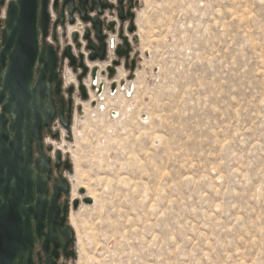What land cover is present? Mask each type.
Masks as SVG:
<instances>
[{
    "label": "rangeland",
    "instance_id": "rangeland-1",
    "mask_svg": "<svg viewBox=\"0 0 264 264\" xmlns=\"http://www.w3.org/2000/svg\"><path fill=\"white\" fill-rule=\"evenodd\" d=\"M146 1L135 75L47 139L95 197L77 264H264V0Z\"/></svg>",
    "mask_w": 264,
    "mask_h": 264
},
{
    "label": "flooded vegetation",
    "instance_id": "flooded-vegetation-1",
    "mask_svg": "<svg viewBox=\"0 0 264 264\" xmlns=\"http://www.w3.org/2000/svg\"><path fill=\"white\" fill-rule=\"evenodd\" d=\"M145 1L36 0L42 60L38 59L35 64L32 89H36L43 77L45 94L43 101H38L43 103V129L40 144L34 138L31 146L30 168L37 190L31 206L36 213L28 220L30 230L27 231L32 236V246L29 247L28 241L25 243L24 256L19 257L17 264H77L79 239L72 215L90 196L75 197L69 177L73 161L62 149H55L47 139L60 140L63 130H71L78 109L77 98L86 101L92 91L105 93L109 83L111 94H116L119 79L125 77L124 71L135 75L138 66L135 50L139 43L138 20ZM11 3H18V0H0V53ZM43 5L48 15L45 29ZM70 27L75 29L74 32H70ZM50 49L55 57L54 65L49 60ZM7 68L8 61L6 67L0 68L2 77ZM94 70L97 71L95 77ZM71 75L76 83L73 80L69 82ZM100 77L106 82L99 84ZM2 85L3 79L0 93ZM7 100L5 98L0 102V135L3 128L9 131L14 119L3 110ZM80 192L84 193L83 190ZM0 264H12L9 244L0 243Z\"/></svg>",
    "mask_w": 264,
    "mask_h": 264
},
{
    "label": "water",
    "instance_id": "water-1",
    "mask_svg": "<svg viewBox=\"0 0 264 264\" xmlns=\"http://www.w3.org/2000/svg\"><path fill=\"white\" fill-rule=\"evenodd\" d=\"M36 14V0H18V3L10 4L0 53V68L6 67L8 61L4 77L0 75V82L4 80L0 102L8 99L3 110L14 118L9 131L3 128L0 135V243L9 244L12 264H17L19 257L24 256L27 241L29 247L32 246V236L27 233L30 230L28 220L36 213L31 207L37 192L30 168L31 146L34 138L39 144L41 142L43 103L38 101L42 102L45 94L43 77L36 89H32L35 64L38 59L42 60ZM42 21L45 29L48 15L44 5ZM49 55L50 63L54 65L51 49ZM96 72L93 71V77ZM83 96L87 99L84 90ZM84 201L93 204L91 197Z\"/></svg>",
    "mask_w": 264,
    "mask_h": 264
},
{
    "label": "bare ground",
    "instance_id": "bare-ground-1",
    "mask_svg": "<svg viewBox=\"0 0 264 264\" xmlns=\"http://www.w3.org/2000/svg\"><path fill=\"white\" fill-rule=\"evenodd\" d=\"M146 2H148V0L146 1ZM150 2V1H149ZM148 4V3H147ZM152 4V3H151ZM148 5H150V3L148 4ZM151 8V7H150ZM117 107V106H116ZM93 193V192H92ZM91 193V194H92ZM92 199H95V197L94 196H92V195H89ZM73 216V215H72ZM73 220V224L75 225L76 224V221H75V219L74 218H72ZM77 225V224H76ZM76 225H75V227H76ZM79 239H81V238H79ZM82 244V243H81Z\"/></svg>",
    "mask_w": 264,
    "mask_h": 264
},
{
    "label": "built area",
    "instance_id": "built-area-1",
    "mask_svg": "<svg viewBox=\"0 0 264 264\" xmlns=\"http://www.w3.org/2000/svg\"><path fill=\"white\" fill-rule=\"evenodd\" d=\"M74 30H75L74 28H71V27H70V32H71V33L74 32ZM112 94L114 95L115 92H113Z\"/></svg>",
    "mask_w": 264,
    "mask_h": 264
}]
</instances>
